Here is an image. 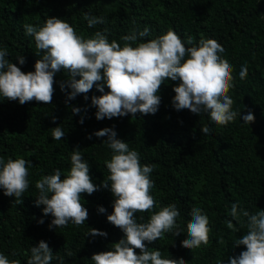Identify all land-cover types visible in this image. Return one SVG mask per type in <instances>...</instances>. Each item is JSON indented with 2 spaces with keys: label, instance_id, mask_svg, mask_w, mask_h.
<instances>
[{
  "label": "trees",
  "instance_id": "1",
  "mask_svg": "<svg viewBox=\"0 0 264 264\" xmlns=\"http://www.w3.org/2000/svg\"><path fill=\"white\" fill-rule=\"evenodd\" d=\"M86 13L104 17L105 22L90 28ZM47 17L61 18L84 39L107 29L109 42L115 40L121 47L125 43L122 37L145 27L150 30L146 40L169 29L183 41L191 36L194 44L201 39L216 40L224 48L221 57L232 66L234 87L227 94L234 101L232 110L241 112V117L220 126L206 113L198 116L187 109L176 111L171 100L179 81L169 79L157 93L161 102L155 114L97 120L91 97L101 93L94 86L86 94L88 100L85 94L67 100L70 89L62 92L60 82L70 76L63 69L54 77L51 104L31 101L21 105L0 95V158L5 162L24 158L33 164L22 204L0 189V253L27 264L31 247L44 240L54 257H63L65 264H94V253L112 250V244L123 238L124 233L107 221L114 201L109 189L81 194L88 211V219L81 225L69 221L66 227L50 230L53 217L43 214V205L35 204L39 195L36 181L55 169L61 170L63 179L70 171L74 148L89 163L92 182L110 185L106 162L114 153L103 142L107 137L92 134L113 126L118 138L140 154L142 165L154 166L150 195L156 206L137 212V221L148 222L152 214L172 203L180 210L176 223L183 229L181 235L174 237L169 231L151 244L145 242L150 250L158 249L161 258H183L186 264H228L229 256L246 250L235 242L247 233V218L238 215L234 220L230 213L236 202L238 213L239 209L264 211V0H0V50L6 48V58L24 73L34 71L42 53L34 37L25 35L23 25L43 26ZM19 55L25 59L23 65L16 60ZM242 65L248 68L244 80L239 77ZM74 107L81 108V113L74 114ZM248 110L255 117L249 125L242 120ZM81 116L83 124L78 123ZM57 126L65 132L61 140L52 137V128ZM204 126L209 127L208 134L200 131ZM98 206L106 212L99 213ZM193 207L206 213L210 232L207 245L190 250L182 247L181 241L187 239ZM41 219L43 224L38 223ZM229 221L239 231L230 228ZM90 228L106 232L107 237L87 235ZM221 239L224 244L218 243ZM69 251L72 257L67 256ZM135 251L139 254V249ZM51 264L58 261L54 258Z\"/></svg>",
  "mask_w": 264,
  "mask_h": 264
},
{
  "label": "clouds",
  "instance_id": "2",
  "mask_svg": "<svg viewBox=\"0 0 264 264\" xmlns=\"http://www.w3.org/2000/svg\"><path fill=\"white\" fill-rule=\"evenodd\" d=\"M84 19L90 28L105 22L104 17L87 13ZM23 27L25 35L34 37L36 48L42 55L34 64V71L24 73L6 58V48L0 50V95L8 100L18 101L21 105L31 101L51 104L54 77L63 69L70 76V79L60 82L62 92L70 89L66 92L67 100H73L80 94H85L84 99L88 100L86 94L94 86L101 93L91 97L97 120L135 116L137 113L155 114L161 102L157 93L169 79L179 81L173 87L175 95L171 100L176 111L187 109L198 116L206 113L220 126L241 117V112L232 110L234 101L227 94L234 87L232 66L221 57L224 48L214 39H201L194 44L191 36L183 41L169 29L154 39L146 40L144 38L150 30L145 27L122 37L125 43L121 47L115 40L109 42L105 34L107 29L84 39L69 23L57 17H47L43 26L25 24ZM133 43L137 46L133 47ZM16 60L20 65L25 63L23 56H17ZM247 75V65H242L240 79L244 80ZM77 76L79 79L75 78ZM105 86L109 91L105 92ZM81 111V108H72L74 114ZM242 120L244 124L254 123L252 111L248 110ZM83 122L84 117L81 116L78 123ZM200 131L208 134L210 129L204 126ZM64 135L61 127L52 128L54 139L61 140ZM92 135L107 137L103 142L114 153L106 162L111 184H94L89 174V163L78 148H74L70 171L63 179L61 170L55 169L53 174L44 175L35 183L39 193L35 204L43 205V214L53 217L49 229L66 227L69 221L76 225L85 224L88 211L81 203V194L91 195L102 187L109 189L114 197L113 211L107 215V221L119 228L124 236L112 244V250L94 253L91 256L94 264H186L183 258H161L158 249L150 250L147 246L169 231L174 237L181 235L183 229L176 223L180 210L175 203L160 208L146 223H140L136 218L137 212H147L156 206L150 195L153 187L150 173L154 166L142 165L140 154L130 150L128 143L118 138L114 126L102 128ZM32 166V162L24 158H9L7 162L0 158V189L5 196L15 198L17 204H22L23 194L29 188V168ZM238 208L239 202L233 203L230 214L234 220L238 215L247 218V233L235 245H243L246 250L238 256H229L228 264H264V211L250 213L239 209L238 213ZM97 211L105 213L106 209L98 206ZM190 216L187 239L181 241V246L192 250L209 243L210 229L208 217L200 207H193ZM38 223L43 224L44 221L41 219ZM228 225L239 231L232 221ZM87 235L107 237L106 232L95 228H90ZM218 243L225 242L221 239ZM135 249H139V254ZM66 254L68 257L74 255L70 251ZM54 258L58 264H65L63 257H54L48 244L40 240L37 246L31 247L27 264H51ZM0 264H20V261L9 260L0 253Z\"/></svg>",
  "mask_w": 264,
  "mask_h": 264
}]
</instances>
